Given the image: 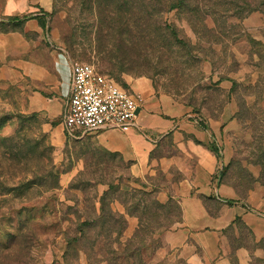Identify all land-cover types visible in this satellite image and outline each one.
<instances>
[{"label": "rangeland", "instance_id": "1", "mask_svg": "<svg viewBox=\"0 0 264 264\" xmlns=\"http://www.w3.org/2000/svg\"><path fill=\"white\" fill-rule=\"evenodd\" d=\"M162 1L0 0V264H172L159 235L181 207L161 192L238 194L264 249V0ZM61 59L94 64L143 112L176 119L156 149L182 162L139 174L96 133L69 138Z\"/></svg>", "mask_w": 264, "mask_h": 264}, {"label": "crops", "instance_id": "2", "mask_svg": "<svg viewBox=\"0 0 264 264\" xmlns=\"http://www.w3.org/2000/svg\"><path fill=\"white\" fill-rule=\"evenodd\" d=\"M72 63V62H71ZM60 68L59 80L65 85L66 94L69 92V80L71 65L68 67L67 61L61 59L58 63ZM56 77H48V87L51 91L56 90L54 81ZM139 85L143 82H138ZM62 99V98H60ZM63 100V107L66 99ZM61 103V102H60ZM143 107V106H142ZM176 116V115H174ZM139 123L142 132L133 129L128 132L118 130H102L99 132L87 133L96 137L105 146V150L110 153H119L127 160H133L135 170L139 174H144L153 165L161 163L164 166L172 163L180 164L183 155L160 154V148L156 149L158 138L165 137L169 129L174 130L178 125L176 119H166L159 115H150L141 110ZM179 133L175 132V135ZM80 136L76 139H82ZM156 149V150H155ZM164 151V148H162ZM168 149H170L168 147ZM206 149V150H205ZM198 150V155L209 167H214L216 157L207 148ZM158 155H154V153ZM196 153L192 155L195 157ZM204 168V164L197 165ZM204 173L210 175L203 169ZM238 194H157V199L163 203L175 201L181 207V218L170 227L165 228L159 235L163 242V248L169 256L168 263L172 264H258L264 259V249L259 246L260 229L259 222L250 211L236 199ZM213 204L221 206L222 211L214 208ZM264 212V204L261 206ZM246 221L256 235L255 248H249L244 244L240 228ZM163 249V250H164Z\"/></svg>", "mask_w": 264, "mask_h": 264}, {"label": "built area", "instance_id": "3", "mask_svg": "<svg viewBox=\"0 0 264 264\" xmlns=\"http://www.w3.org/2000/svg\"><path fill=\"white\" fill-rule=\"evenodd\" d=\"M142 106L135 93L94 64L71 63L62 122L69 138L76 139L102 130H141L139 115Z\"/></svg>", "mask_w": 264, "mask_h": 264}, {"label": "trees", "instance_id": "4", "mask_svg": "<svg viewBox=\"0 0 264 264\" xmlns=\"http://www.w3.org/2000/svg\"><path fill=\"white\" fill-rule=\"evenodd\" d=\"M161 3H162L161 4L162 8L165 7V5H166V7H168V9H173V8H175L177 6V3L175 2V0H163ZM167 3H170V4L167 5ZM29 18H30V16H27V15H25L23 17L15 16V17L10 18V21H13V22H24V21L28 20Z\"/></svg>", "mask_w": 264, "mask_h": 264}]
</instances>
